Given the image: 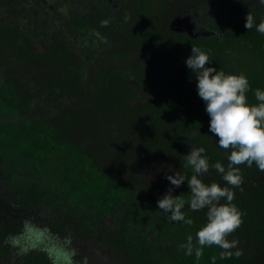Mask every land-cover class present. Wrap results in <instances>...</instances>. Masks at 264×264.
I'll use <instances>...</instances> for the list:
<instances>
[{"label":"trees","instance_id":"1","mask_svg":"<svg viewBox=\"0 0 264 264\" xmlns=\"http://www.w3.org/2000/svg\"><path fill=\"white\" fill-rule=\"evenodd\" d=\"M135 1L139 31L122 0H0V264H67L73 251L71 264H264V171L255 163L239 165L243 183L232 188L243 223L228 240L241 254L226 259L217 246L199 260L185 254L207 209H190L187 180L176 188L166 178H190L186 155L203 147L210 167L198 178L230 187L212 165L227 169L231 149L210 132L185 61L199 47L205 67L245 75L248 103L258 104L264 5L218 0L203 20L212 32L191 37L172 29L174 12L144 22L153 0ZM170 187L192 225L158 208Z\"/></svg>","mask_w":264,"mask_h":264},{"label":"clouds","instance_id":"2","mask_svg":"<svg viewBox=\"0 0 264 264\" xmlns=\"http://www.w3.org/2000/svg\"><path fill=\"white\" fill-rule=\"evenodd\" d=\"M258 2L264 5V0ZM108 24L107 20L101 21V27H107ZM253 26L254 17L248 12L245 28L251 30ZM256 30L264 34V18L256 25ZM191 52L185 63L195 74L198 95L206 103V112L210 116L209 130L218 137L220 148L231 149L227 169L220 162H216L212 167L222 174L223 181L230 187H221L216 182L205 184L198 178L208 173L210 167L207 157L203 155V147L193 148L186 155L187 165L193 171L190 178L179 172L166 178L176 188L187 180L190 189L187 203L190 209H207L206 223L195 235L196 243H193V236L188 235L186 243L180 246L185 250V254L191 256L194 252L199 260L203 256L205 246H217L223 250L220 258L226 259L233 254H241L239 251H231L237 248L238 241L228 240L243 223V213L232 203L235 198L232 188H240L243 183L239 165L251 167L255 163L260 171H264V90H255L254 96L259 103L250 105L246 95L250 85L245 75L226 74L214 67H205L211 61L209 55L194 46ZM173 191L174 188L170 187L164 197L158 200V208L168 214L169 221H183L192 225V219H185V213L182 211L186 204L185 199L182 195L173 196ZM221 200L224 203H221ZM74 255V251L69 254L67 264H71V256ZM214 262L215 257L213 264ZM84 264H87L86 258Z\"/></svg>","mask_w":264,"mask_h":264},{"label":"flooded vegetation","instance_id":"3","mask_svg":"<svg viewBox=\"0 0 264 264\" xmlns=\"http://www.w3.org/2000/svg\"><path fill=\"white\" fill-rule=\"evenodd\" d=\"M181 4L175 10L171 19V27L177 32L185 33L191 37L200 34H210L212 31L207 24L203 23L207 17H212L217 11L218 0H178ZM224 1V0H221ZM177 18L187 19V24H172Z\"/></svg>","mask_w":264,"mask_h":264},{"label":"rangeland","instance_id":"4","mask_svg":"<svg viewBox=\"0 0 264 264\" xmlns=\"http://www.w3.org/2000/svg\"><path fill=\"white\" fill-rule=\"evenodd\" d=\"M122 4L126 8V10H129V9L131 10V12L133 14L132 18L134 21L135 30L139 31L138 30V21H137L138 20L137 9H138L139 5H138L137 1H135V0H132V1L131 0H122ZM128 7H129V9H128ZM166 9H167V11H166ZM168 11H169V13L174 12L173 6L167 7V6L163 5L162 2L157 3V0H153V1L147 3V9L144 12L145 13L144 16L142 17V15H141V17H142L141 19L144 22L145 21L148 22V17L151 15H155L157 18L160 19L164 15V12L168 13ZM135 57H136V54L133 53L128 57V59L132 60Z\"/></svg>","mask_w":264,"mask_h":264},{"label":"water","instance_id":"5","mask_svg":"<svg viewBox=\"0 0 264 264\" xmlns=\"http://www.w3.org/2000/svg\"><path fill=\"white\" fill-rule=\"evenodd\" d=\"M182 24V23H186L187 24V19L185 20V19H182V18H177L176 20H174L173 22H172V24Z\"/></svg>","mask_w":264,"mask_h":264}]
</instances>
